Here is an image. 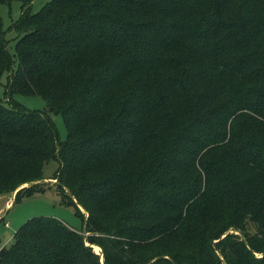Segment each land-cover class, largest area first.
Wrapping results in <instances>:
<instances>
[{
  "label": "trees",
  "instance_id": "1",
  "mask_svg": "<svg viewBox=\"0 0 264 264\" xmlns=\"http://www.w3.org/2000/svg\"><path fill=\"white\" fill-rule=\"evenodd\" d=\"M18 1L0 16V194L45 191L55 160L85 227L34 215L0 264H264V0Z\"/></svg>",
  "mask_w": 264,
  "mask_h": 264
},
{
  "label": "rangeland",
  "instance_id": "2",
  "mask_svg": "<svg viewBox=\"0 0 264 264\" xmlns=\"http://www.w3.org/2000/svg\"><path fill=\"white\" fill-rule=\"evenodd\" d=\"M46 1L47 0H33L31 3V10H38ZM19 14L20 2L18 0H12L9 4L3 3L0 5V16L5 28H8L9 25L18 18ZM7 38V48L12 53L15 39H12V32L10 30L7 31ZM5 82L6 73H3L0 77V100H4L3 89ZM14 99L30 109L39 110L47 107L45 101L38 95L15 94ZM49 116L57 127L59 138L64 139L66 136V128L61 116L53 113H49ZM56 167L57 162L55 160L51 159L45 161L42 166V177L46 179L52 178L50 176H52ZM43 178L39 179L38 182H40L39 184L45 191L22 197L14 203V199L12 200L11 196L13 195L14 198L20 187L12 192L0 194V247L9 245L12 242L13 233L18 229L20 224L34 215L57 217L74 228H81L84 226V221L82 223V219L77 214L74 205L66 204L61 200L55 182L50 180L45 181ZM76 207L81 213L86 215L84 208L80 204L76 203ZM247 229L250 232H256V229L251 223H248ZM234 232L239 233L238 230ZM84 235H86V232H84ZM95 245L99 248L97 252L94 248ZM92 249L96 253H100V259L102 261L101 247L97 244H93Z\"/></svg>",
  "mask_w": 264,
  "mask_h": 264
},
{
  "label": "water",
  "instance_id": "3",
  "mask_svg": "<svg viewBox=\"0 0 264 264\" xmlns=\"http://www.w3.org/2000/svg\"><path fill=\"white\" fill-rule=\"evenodd\" d=\"M45 109H48V110H50V107H45ZM43 180H45V181H48V180H50V181H53V182H56V179H54V178H50V179H46V178H43ZM25 185H27V184H25ZM24 186V185H23ZM11 199L13 200V195L11 196ZM84 227H85V221H84ZM237 232V231H236ZM86 244H88V245H90V246H93V244H90V243H86ZM97 252V251H96ZM100 254V253H99ZM262 255V254H261Z\"/></svg>",
  "mask_w": 264,
  "mask_h": 264
},
{
  "label": "bare ground",
  "instance_id": "4",
  "mask_svg": "<svg viewBox=\"0 0 264 264\" xmlns=\"http://www.w3.org/2000/svg\"><path fill=\"white\" fill-rule=\"evenodd\" d=\"M94 248H95L96 251L99 250V248L96 245L94 246Z\"/></svg>",
  "mask_w": 264,
  "mask_h": 264
},
{
  "label": "built area",
  "instance_id": "5",
  "mask_svg": "<svg viewBox=\"0 0 264 264\" xmlns=\"http://www.w3.org/2000/svg\"><path fill=\"white\" fill-rule=\"evenodd\" d=\"M7 224V223H6Z\"/></svg>",
  "mask_w": 264,
  "mask_h": 264
}]
</instances>
